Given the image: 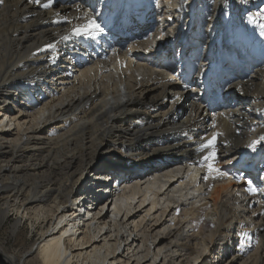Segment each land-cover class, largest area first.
Returning <instances> with one entry per match:
<instances>
[{"label":"bare ground","instance_id":"obj_1","mask_svg":"<svg viewBox=\"0 0 264 264\" xmlns=\"http://www.w3.org/2000/svg\"><path fill=\"white\" fill-rule=\"evenodd\" d=\"M209 1L0 3V223L22 240L2 264H160L174 236L181 264L217 245L222 264H264V3ZM89 19L102 31L75 35ZM213 134L223 175L200 148ZM19 217L38 234L25 247Z\"/></svg>","mask_w":264,"mask_h":264},{"label":"rangeland","instance_id":"obj_2","mask_svg":"<svg viewBox=\"0 0 264 264\" xmlns=\"http://www.w3.org/2000/svg\"><path fill=\"white\" fill-rule=\"evenodd\" d=\"M212 3H213V0L211 1H209V5H211L212 6ZM249 15H250V12L248 11V12H246V13H244L243 14V16L245 17V18H247V17H249ZM157 17V16H156ZM156 19V18H155ZM203 27H206V25H203ZM219 31V29L217 28V27H212V28H210L206 33L209 35V39L210 38H213L214 37V35L217 33ZM255 47H253L251 50L249 49L248 51H247V53H248V55H250L249 57L250 58H252L253 57V54L251 53V51L254 49ZM252 54V55H251ZM209 71H210V68H209V70H208V72H206L204 75L207 77V74L209 73ZM54 74H56V73H54ZM210 78H212V79H215L216 80V78L215 77H213V76H210ZM225 78V77H224ZM216 81H221V83L222 84H224V82L222 81V80H216ZM44 93V92H43ZM36 96H37V94H33V99H36ZM26 104V100L24 99V98H19V101H18V104L17 105H15L16 107L17 106H24ZM12 105V104H11ZM111 151H113V153H117L116 155H115V157H113V159L115 160V162L117 163V162H121L123 165H125V166H127V167H133L132 166V163L133 164H139V163H141L144 159H142V160H140L143 156H135V155H133V153H129V152H127V151H125V150H121L120 149V151L119 150H117L116 151V149L115 150H111ZM121 155V156H120ZM127 162H129V163H131V165L130 164H128ZM151 162H153V160L151 161ZM22 163H16V166H20ZM23 164H25V163H23ZM79 174L80 173H75L74 175H72V180H75L78 176H79ZM95 176H94V173H87V175H85L84 176V179H82V182H81V185H80V189H82V190H86L87 189V187L90 185V183H95L96 181H98V180H96L95 178H94ZM252 177V176H251ZM253 181L254 182H256V180L255 179H253ZM91 186V185H90ZM115 187H116V184L114 185V189H115ZM97 188H98V185H97ZM97 188H96V191H97ZM259 190V193H260V195L261 196H264L263 194V192L260 190V189H258ZM106 196H108V195H110V193H106L105 194ZM113 199H111V202H110V211H112L113 210V207H114V205H115V203H117L118 201H119V197H117L116 198V196L115 197H112ZM247 198H248V196H247ZM246 198V200H245V203H247L248 202V199ZM117 201V202H116ZM138 200L136 199L135 200V203L137 202ZM234 208H232V209H235L236 211H239L241 208L240 207H237V205H234L233 206ZM38 209H41V208H38ZM236 222V223H235ZM19 223H20V225L21 226H23L24 228L22 229V231L20 232V237H23V238H25L26 239V243H24V245H23V247H25V246H28V243H29V239L33 236V240H36L38 237V234L37 233H34L33 231H32V228L30 227V226H28V223H27V221H26V219L25 218H20L19 217ZM188 226V227H187ZM231 226L233 227V229H234V231H233V233H232V231H231V233H230V235H227V236H225L224 238H223V242H222V244H223V246H224V249L225 250H228L229 252L227 253V256L229 255V254H231V253H233L234 254V252L236 251V249H237V247H236V243H235V246H234V248H232V244L234 243V237H235V235H236V233L235 232H237V230L236 229H238V223H237V221H232V223H231ZM181 227H182V225H181ZM187 227V228H186ZM186 228V229H185ZM181 229H185L186 231H189V232H191L192 231V225H187V224H185ZM238 231L240 232V229H238ZM155 233V232H154ZM16 230L14 229V220H12V221H8V222H5V223H0V244H2L3 246H4V248L8 251V252H12L15 248H17L18 247V243H21V241L22 240H19V241H17L16 242ZM225 239V240H224ZM178 243V239H176L175 238V236L173 237V238H169V239H167L165 242H163V244H161V246H163L164 244V246L162 247V251L158 254V256H157V260H159L160 259V264H181V261H182V258H179L178 259V252H177V249L175 248V246L174 245H176ZM237 243H239V240H237ZM166 244H170L169 245V247H167V245ZM253 245L254 246H256V242H253ZM166 246V247H165ZM173 246V247H172ZM168 251H170V253L168 252ZM219 245H217V246H215V248L212 250V252H210L209 253V255H208V257H204V256H201L202 258H200L199 259V262H200V260H202V262H201V264H222L224 261H225V259L222 261L221 260V256L219 257ZM255 251V247H253V252ZM252 252V253H253ZM153 253H156V250H154L153 251ZM163 253H165V256L166 257H164V255H163ZM251 253V254H252ZM226 256V257H227ZM148 257H152V252L150 251L149 253H148ZM154 258V257H153ZM184 258V257H183ZM194 258H195V255H194V257H192V258H190V259H188L189 261H193L194 260ZM157 260H156V262H157ZM229 261V260H228ZM253 263H259V261H254L253 260V258L252 259H249L247 262H246V264H253ZM0 264H2L1 263V257H0ZM147 264V263H146ZM194 264V263H193ZM197 264H198V262H197ZM225 264H230L229 262H226ZM233 264H241L240 262H234Z\"/></svg>","mask_w":264,"mask_h":264},{"label":"snow or ice","instance_id":"obj_3","mask_svg":"<svg viewBox=\"0 0 264 264\" xmlns=\"http://www.w3.org/2000/svg\"><path fill=\"white\" fill-rule=\"evenodd\" d=\"M30 2L40 3V0H30ZM0 3H3V0H0ZM51 3H52V0H48V3L44 4L43 6L47 8L51 5ZM99 31H102V29L100 25L96 23L94 19H89L86 24L73 29V32L75 35H81V34L92 35L94 32H99ZM64 38H67V37H64ZM47 47L52 48L54 47V45L49 44ZM260 140H264V136L260 137ZM256 143H259V141H254L253 144L249 145V147H254ZM215 144H216V134H213V136L206 143L200 146L201 150L205 148L211 149L208 155L204 156L203 160L207 162V169H208L209 175H212V174L223 175V173H221L220 170L215 167V161H216ZM249 184H251V181H249ZM249 191L252 193H255L256 189L250 187Z\"/></svg>","mask_w":264,"mask_h":264}]
</instances>
